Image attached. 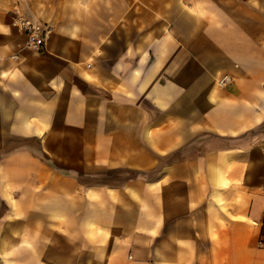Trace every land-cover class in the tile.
I'll use <instances>...</instances> for the list:
<instances>
[{"label": "crops", "instance_id": "crops-1", "mask_svg": "<svg viewBox=\"0 0 264 264\" xmlns=\"http://www.w3.org/2000/svg\"><path fill=\"white\" fill-rule=\"evenodd\" d=\"M0 264H264V0H0Z\"/></svg>", "mask_w": 264, "mask_h": 264}, {"label": "built area", "instance_id": "built-area-1", "mask_svg": "<svg viewBox=\"0 0 264 264\" xmlns=\"http://www.w3.org/2000/svg\"><path fill=\"white\" fill-rule=\"evenodd\" d=\"M13 23L20 33L25 36L27 48L41 52L44 48L45 39L50 35L51 28L38 23L33 17H27L21 14L17 9L13 11ZM231 82L229 76H222L217 85L219 88H225Z\"/></svg>", "mask_w": 264, "mask_h": 264}]
</instances>
